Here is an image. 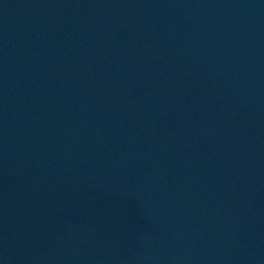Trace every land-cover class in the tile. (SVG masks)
Masks as SVG:
<instances>
[{
    "label": "water",
    "instance_id": "obj_1",
    "mask_svg": "<svg viewBox=\"0 0 264 264\" xmlns=\"http://www.w3.org/2000/svg\"><path fill=\"white\" fill-rule=\"evenodd\" d=\"M0 264H264V0H0Z\"/></svg>",
    "mask_w": 264,
    "mask_h": 264
}]
</instances>
